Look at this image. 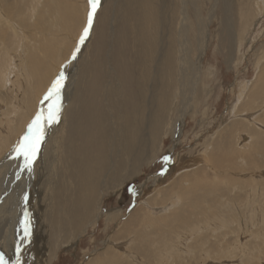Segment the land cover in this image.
<instances>
[{
  "label": "rangeland",
  "instance_id": "374dc122",
  "mask_svg": "<svg viewBox=\"0 0 264 264\" xmlns=\"http://www.w3.org/2000/svg\"><path fill=\"white\" fill-rule=\"evenodd\" d=\"M2 1L0 0L3 4ZM10 1L15 2V11L20 12L19 16L23 14L31 21H34L36 16L41 18V15L49 17L53 14L49 18L55 23L59 33H55L49 26L38 30L34 27L24 28L22 25L30 24L24 18L16 16L19 21L17 24L23 29L21 32L26 34L24 44L32 41V44H28L32 46L30 56L33 58L30 61L33 68L34 65L38 66L35 68L38 69L39 75L34 69L30 81L32 85L23 93L25 101L21 94L18 98H16L17 94H12L11 83L0 90V121L8 119L6 111H13L14 103L22 113L29 112L28 102L34 97L37 100L41 97L37 109L46 103L43 97L51 86L49 83L52 84L55 80L56 69L60 67V59L64 55L62 60L66 62L62 63L61 69L69 65L71 55L86 24L88 11L87 0H71L74 6L67 5L66 0L62 6V2H54V4L51 0L50 3L46 0L42 4L35 0ZM214 2L215 0H196L197 6L201 7L202 17H207ZM259 2L262 4L264 0ZM257 3L258 0H234L232 9L234 25L237 26V31L238 28L239 30L244 28L246 31L242 35L243 44L238 60L230 69L226 60L229 42L226 37H222L223 27L220 25L223 13L220 6L217 8L216 19L210 25V48L201 66V76L198 78L196 91L188 89L185 96L180 94L173 99L174 104L169 103L177 112L183 104H192L191 115L187 114L184 119L186 125L183 140L174 147V136L170 125V118L176 115L173 114L169 117L168 129L163 130L157 137L150 135L149 147L144 148L142 159L137 162V154L130 144L131 136L134 133L141 135L140 123L146 119L140 112L143 103L147 106L148 98L141 100L140 82L130 79L135 76V61L138 60L137 55L134 54L139 46L134 36L133 17L136 14L133 13L134 3L133 0H101L91 28V36L82 44L77 63L66 81L62 101L67 103L63 106L59 122L56 123L57 128L48 131L44 136L43 156L34 166L31 177L32 187L24 192L26 186L22 181L18 182L20 174L27 170L23 167L22 158H17L15 152H12L14 154L7 152L5 157L0 158V173L3 175L2 179L0 177L2 187L0 188V210L2 209L0 253L5 255L8 264L14 261L12 251L16 249L17 240L24 237L20 232V222L25 212L29 214L31 223L30 236L23 238V245L20 247L21 264H264V126L256 120V117L262 116L264 111L259 112L257 116L254 112L264 103V90L260 94L256 93L260 90V86L264 85V82L260 84L257 80L261 71L264 72V12L259 15ZM66 13L70 16V23L64 18L66 23L63 24L59 19H62ZM246 15L250 16V20L245 28L241 26L245 24L242 23L244 21L241 18ZM193 23L196 24L194 18ZM238 32L240 35V31ZM35 34L38 35L37 39ZM42 34L45 35L46 41L41 37ZM78 34L79 37L74 43ZM34 40H37L36 44L33 43ZM21 50L23 51L19 49V52ZM12 55L16 57L15 63L20 64L17 54L12 52ZM36 61L39 63L37 64ZM71 61L73 63V60ZM244 85L249 88L245 92L251 93H244L246 96L243 95L245 98L240 101ZM146 90L149 94L148 83ZM86 105L92 107L93 115L90 114L92 110H88ZM232 108L238 111L230 114L229 110ZM155 118L150 116L151 121L146 120L150 129L155 125L153 122ZM103 122L102 129L110 126L114 129L118 128L116 134L119 137V145L113 143L117 151L109 152L108 149L105 151L106 155L116 161L117 168L114 171H110L106 163H100L99 150L105 143L111 145L109 138L114 134H108L107 130V135H102L100 124ZM252 123L254 126L250 125ZM245 129L256 130V133L259 131L258 134H261L260 146H262L257 149L254 144L257 142H253L249 145L251 147L247 148L248 151L251 148L250 154L253 155L254 164L251 159L247 163L239 159L242 152L240 147L246 143L241 139L239 142L238 133L246 135ZM170 150H172L171 155L174 151V155L170 165L172 168L170 167L169 170L180 169L182 165L187 168L198 164L200 178L202 179L206 173L208 181L216 183L214 192L205 199L199 196L203 193V190L199 189L201 186L196 188L191 185L186 188L187 190L184 189L183 193L192 201L194 197H198L195 201L196 206L193 203L192 206L195 207L192 209L190 203L187 205L179 203L177 208L172 210L173 206L170 205L172 201H168L173 192L181 189L183 181H187L172 182L181 178L179 176L181 171L177 170L178 173H174L173 170L174 177L171 181L165 182L168 176L161 178L164 188H161L160 193L155 192L158 189L155 186L152 188L154 183L151 177L165 170L164 165L169 160L165 161L164 157L170 156ZM72 151L74 154H71ZM78 153L87 154L86 158L91 161L90 165L96 172L92 180L93 184L100 185L101 182L107 181L110 189L99 198L101 200H98V193L95 200L92 198V203L94 201L95 205L99 203L94 213L95 225L89 227L75 243L79 235L67 226L68 214L72 212L73 198H70L69 193H66V196L61 192V188H65V185L59 181L58 174L62 169L67 170L72 157L75 161L79 160ZM195 172L197 170L186 176L191 177L190 175ZM52 176L55 177L53 181ZM82 182L81 179L77 181L79 187L77 193L84 188ZM71 183V180L66 179V184ZM143 184L144 195L143 199L139 200L135 194ZM119 185L121 190L118 188ZM242 185L247 187L242 188ZM194 194L196 196H193ZM24 200L27 204L22 211ZM2 206L6 207L3 209ZM92 207L91 204L90 208ZM6 208H9L8 211ZM93 210L94 207L91 213ZM114 210H120L121 214L111 217L109 214ZM155 222L159 228L156 227L158 225ZM165 223H171L173 227ZM14 238L16 243L10 246ZM107 241L110 242V247L106 246ZM169 255L174 257L170 259Z\"/></svg>",
  "mask_w": 264,
  "mask_h": 264
},
{
  "label": "bare ground",
  "instance_id": "6f19581e",
  "mask_svg": "<svg viewBox=\"0 0 264 264\" xmlns=\"http://www.w3.org/2000/svg\"><path fill=\"white\" fill-rule=\"evenodd\" d=\"M35 1H37V3H39V4L46 2V0H35ZM52 1H53V3L54 2L55 3L62 2L61 6L64 2V0H51V2ZM2 2H3V4L0 2V90L2 88L3 89L6 88L7 85L11 83L10 87H11L12 94H14V95L17 94L16 98H18L21 94L23 96V101H25V97H24L23 93H24V91H26L27 87L32 85L30 82L32 79L31 78L32 73H33L34 69H35V73L37 72L38 69H36V68L38 66L34 65L36 68L32 67V62L30 61L31 58H33L30 56L32 46L28 45V44H32L31 43L32 41H29V42L27 41V44H24V41H26V40H24V36L26 37V34H23V32H21V31H23V29H21V26H19L17 24V22L19 23V21L17 20L16 16L20 17L21 19L24 18V20H26L30 24L28 26L22 25V27L24 26V28L34 27L35 29L38 30V29H42V28L46 29L49 26V27H52V30L55 31V33H59V31H57V28L55 27V23H53V21L50 20V18H49L53 14H51L49 17H46V15H44V16L41 15V18H38L36 16L34 21H31V19L27 18L23 14H21L19 16L20 12L15 11V4H14L15 2L12 3L10 0H3ZM65 2L67 5L74 6L73 3L71 2V0H66ZM49 3H50V0H49ZM133 3H134V4H132L133 6L131 5L133 7V13H136V14H134V17H133V20L135 21V24H133L134 36H136V40H138L139 46L137 47V50H135L136 53L134 54V55H137V60H138L137 62L135 61V69H134L135 76L130 77V79H133L134 81L140 82V98H141V100L144 101L146 98H148L147 106H145V103L142 104V108H141V112H140L141 116H143V118L148 120V121H151L150 116L156 117L155 120L153 121L155 125L152 129H150V127L148 125V121L143 120L140 123L141 129H142L141 135L138 136L137 133H134L131 136L132 142H130V144H131L132 148L134 149L135 153L137 154L136 156H137V162H138L140 159H142L144 148L149 147V141L151 138L150 135L155 136V137L161 135L163 130L169 128L170 120H171L170 125L172 126V131H173V136H174V147L178 146L181 143V141L183 140V137H184L183 132H184V128L186 125V120H184V119H185V116L187 114H190L193 111L192 104H188V103L183 104V106H181L179 112H177L174 109L173 105L170 106L169 103L172 102L174 104L173 99L176 98L180 94L182 96H185L186 91L188 89H195V91H196L197 81H198V78L201 76L200 75L201 74L200 73L201 72V66L203 65V62L205 60V56L207 55L208 50L210 48V41H211L210 25L213 23V20L216 19L217 8L220 6L221 11L223 13V19H222L221 24H220L223 27L222 37H226L228 39V42H229L228 50L226 53L227 58L225 57L227 60V65H228L229 69L232 67L233 64H235L236 60H238V54H239L241 46L243 44L242 35L245 33L246 29L244 30V28H243V30H239V28H238V31H240V33H241L239 35V32L237 31V28H236L237 26L235 27V25H234V23H235L234 19L235 18H233V16H232V14H233L232 9H233V5H234V0H215L214 5L209 10L207 17H202L201 7L197 6L196 0H133ZM258 5H259V7H258L259 15H261V13L264 12V3L261 4L258 0L257 6ZM29 6H30V4H29ZM45 11L47 12L48 10H45ZM56 11L58 12V10H56ZM60 11H61V9H60ZM192 11L194 12V14ZM32 14H33V12H32ZM56 15H54V16H56ZM15 18H16V20H15ZM53 18H55V17H53ZM57 18H59L58 15H57ZM64 18L67 20L66 22L70 23V16L67 13L65 14V16L62 19H59L60 21H62L63 24L66 23L64 21ZM193 18L196 19L195 25L193 23ZM249 18H250V16H248V15L243 16L241 18L244 21L242 23H245L244 26H243V24L241 25L242 27H245V28L247 27L248 20H250ZM68 24H66V25H68ZM240 29H242V28H240ZM91 32H92V30H90L89 36L86 40H88L89 37L91 36ZM55 33H53V35H56ZM79 34L77 35V38L75 39L74 43H76V41L79 37ZM44 36L45 35L42 34L41 37L46 41V38ZM35 37L37 39L38 35L35 34ZM28 38H30V37H28ZM36 41L34 40L33 43L36 44ZM52 43L54 45V42H52ZM16 46L18 49L16 48ZM80 48H82V45H80ZM19 49H23V51L21 50L19 52ZM44 49H45V47H44ZM68 49H70V48H68ZM72 49H71V52H72ZM12 52L16 53L17 57L20 58V64L15 63L16 57L14 55H12ZM69 52H70V50H69ZM44 54H46V52H44ZM78 54L79 53H77L76 59L73 60V63H71L72 61L70 60V63H68L69 65H66V68L61 69L62 63L66 62V61L64 62V60H62V58L65 56L64 55L60 59L61 60L60 67H58V69H56L57 70L55 73L56 77L61 71H64L66 74V77H67L65 80V83H64V88L62 90V97L64 95L63 92L65 91V88H66V81H68V79H69V74L72 71V68H74L76 63H77V58L79 57ZM67 59H68V57H67ZM36 63H37V61H36ZM31 70H32V72H31ZM40 74H41V72H40ZM38 75H39V73H38ZM37 77H39V76H37ZM15 78H16V80H14ZM257 80H258V83H260V84L264 82V72L261 71L260 76L258 77ZM109 82H110V80L108 81V83ZM147 83H148L149 94H147V90H146ZM112 84L113 83L111 81V85ZM50 85H51V83H49V86ZM247 89H249L247 87V85H244L242 88L241 94H240V98H239L240 101L244 97L243 95L246 96V94H248L250 92V91L249 92L247 91L248 93H246L245 91ZM259 89L260 90L256 92L257 94H260L263 92L264 85L260 86ZM253 92H252V94H253ZM244 93H246V94H244ZM40 98H38V100H37L34 97L31 100V102H28V105L30 104V108H29L30 110H28L29 112H27V113H22V111L20 110L18 105H15V103L13 104V106H14L13 111L12 110H10L9 112L6 111L8 119L5 121H3V120L0 121V158L3 156L5 157V154H7V152H9L10 154L12 152H14L15 144L19 141V139L22 137V135L26 132L27 125L34 118L35 114L38 111H40L41 109H47L50 101H46L45 104L40 105L39 108L37 109V105H38ZM191 99L192 98H190V100ZM36 100H37V102H36ZM254 101H255V99H254ZM263 102H264V97H263ZM61 103H62V108H61V111H62L63 106L67 102L61 101ZM152 106L154 107V109H152ZM237 106H238V104H237ZM237 106H236V108H237ZM86 107L88 108V110H92V107H90V105H86ZM94 108H96V107H93V109ZM147 108H148V111H146ZM262 108H264V103L261 107L258 106V109L254 110V112L256 113V116L259 114V112L264 111V109H262ZM229 111H231L230 114L231 113L233 114V112L238 111V110H235L232 108V110H229ZM240 111L241 110L239 109V112ZM144 113H146V114H144ZM90 114L93 115V110ZM173 114H176V115L173 118H170V120H169V117H171ZM244 115H245V113H243V116ZM0 116H1V114H0ZM246 116H248V115H246ZM254 117L255 116H253V118ZM256 118L255 119L257 120V122L259 124L261 123L264 126V114L262 116H259ZM253 121L255 122V120H253ZM116 122H117V118H116ZM253 123L250 125L254 126ZM232 124H233V122H232ZM100 125H101L100 126V132L102 133V135H104V136L107 135V130L109 132L108 134L114 133L109 138L111 145L108 146L104 142L105 145L104 146L102 145L101 149L99 150L100 151L99 153H101V155L99 156L100 163H106L107 166L110 168V171H114L115 168H117L116 161L112 157H109L108 155H106L105 151L107 149L109 152L117 151V149L114 147V144L116 146L119 145V137H118V134H116V132L118 131V128L114 129L113 126H110V128H106V129L103 128L104 129L103 130L101 127H103L104 122ZM117 125H118V122H117ZM256 126H258V125H256ZM227 127H228V125H227ZM56 128H57L56 123L52 124L51 126H46L45 135L48 134V131H50V130L53 131ZM248 129L250 130V128H248ZM245 130H244V132L246 135H240V133H238V135L240 137L238 139L239 140L241 139L242 141L244 140L243 142L246 143V144L241 143L242 145H241L240 149H242V152L240 153L241 156L239 157V159H241V162L243 161V163L244 162L247 163V161L251 159L252 164H254L255 160L252 159L253 155L250 154L251 148L249 151L247 148L251 147L249 145L253 144V142H257L254 144H255L256 148L259 149L262 146V145L260 146L261 134H258L259 131H257V133H256L255 132L256 130L255 131H252V129H251V131L246 130L247 132ZM242 131H240V132H242ZM241 140L239 142H241ZM105 141H106V139H105ZM43 145H44V142H42L40 145L39 152L37 154V157L35 159L34 164L32 165L31 171H29L28 169L27 170L24 169L26 172L20 174L21 177L20 176L18 177V179H19L18 182L22 181L23 182L22 184L24 186H26L23 189L24 192L27 191V188L29 189L33 185V180L31 179V177H32V174L34 172L33 171L34 166L36 165L37 161L40 158H42V156H43L42 155V151L44 150ZM133 149H132V151H133ZM82 152L84 153V151H82ZM171 153H172V150H170V153H169L170 156H168L170 158L169 162H166V164L164 165L165 170H163V172H160L157 175L151 177V179L153 180V183H154L152 188L155 186V188H158V189H156L155 192L160 193L161 188L162 189L164 188V184H162L161 178L162 177L166 178V176H168L167 179L165 180V182L171 181V179H173L172 177H174V173L177 172V170L181 171L180 175H179V176H181V178L173 180L172 182H174V183H176L177 181L181 182V180H187V181H183L184 184L183 185L181 184V189L173 192L171 199L168 201H170V202L172 201V204H170L171 207L173 206L172 210L177 208L176 206L179 203L186 204V205L190 203L191 209H192V207H193L192 205H193V203L195 205V201L198 199V197L197 198L194 197V199H193L194 201H192L190 199V197H188L186 194L183 193L184 189L188 188L191 185L196 186V188H199L201 186L199 189H202L203 193H201V195H199V196H200V198L202 197L205 199L208 197L207 195L214 192L213 188L216 189V186H215L216 183L214 181H210V180L208 181V176L206 175V173H204V177H202V179L200 178L198 164L194 165V166H188L187 168H186V166L183 167V165H182V168H180V169L179 168L173 169L174 170V173H173V170H169V168L171 167L170 165H172L171 162H172V156L174 155V151H173L172 155H171ZM12 154H14V153H12ZM71 154H74V151H72ZM206 155H204V156H206ZM231 156H233V155H231ZM86 157H88L87 154L83 155L82 153H80L78 156L79 160L75 161V159H73V157L71 158V161L68 163L69 166H68L66 171L64 169H62V172L60 173V171L57 170V172L60 173V174H58V175H60V176H58L60 179L59 181H61L65 185V188H61V192L64 195H66V193H69L70 198H73L72 199L73 205L71 208L72 212H71V214H68V216H69L68 221L69 222H68L67 226L69 227V229L71 231H73L79 235L78 238L76 239L75 243H77V241L80 240L82 235H84V233L87 232L86 230L89 227H92L95 225L94 213L97 211L99 203L97 205H95V201L92 203V201H93L92 198H94V200H95V198H96L95 196L98 193L99 194L98 200H101L99 198L103 197L105 195V193L108 191V189H110L107 181L101 182L100 185L93 184L92 180L96 176V172L94 171L92 165H90L91 161L89 159H87ZM211 157L209 159H211ZM237 159L235 161H237ZM211 165H208V166L212 167ZM194 170H197V172L190 175L192 178L189 176H186V175H188V173H190ZM207 170H209V169H207ZM165 172H166V174H165ZM2 176L3 175H1V173H0L1 179H2ZM58 177H57V180H58ZM193 177H194V179H193ZM51 178H52V181L55 179L54 176H52ZM242 178H243V176H242ZM66 179L71 180L72 183L70 185L66 184ZM80 179L83 181L81 184L83 185L84 188L81 189L80 193H77V190L79 188L77 185V181ZM221 180L222 179H220V181ZM52 181H50L51 185H53ZM119 182H121V181L119 180ZM236 182H238V181H236ZM245 182L246 181H244V183ZM17 185H19V184H17ZM120 186L121 185H119V187H118L119 190H121ZM245 186H243L242 188H244ZM3 187H5V185ZM0 188H2L1 185H0ZM199 189L197 190L196 193H198ZM6 190H8V189L6 188ZM144 190H145V185L143 184L142 187H140L136 191L135 196L137 198H139V200L143 199L142 197L144 195ZM251 193H252V191H251ZM184 196H186V197H184ZM193 196H196V194H194ZM178 199H180V201H178ZM26 204H27V202L25 200L22 201V211L26 207ZM91 204L94 207V210L92 213H91V211H92L93 207L90 208ZM145 206H147V205H145ZM5 207L2 206L3 209ZM6 209L8 211L9 208H6ZM153 210H155V209H153ZM147 211H149V209ZM112 212H113L112 214H109L111 217L113 215L117 216V215L121 214L120 210H117V211L114 210ZM150 212H152V211H150ZM11 213H12V211H11ZM10 216H12V215H10ZM155 217H157V216H155ZM216 217H217V215H216ZM0 218H2V217H0ZM21 218H22V215H21ZM217 219H219V218H217ZM164 221H165V219H164ZM222 221H224V220H222ZM166 224H168V223H165V225ZM7 226H8V224H7ZM155 226H154V228H155ZM168 226H170L171 228L173 227L171 225V223L168 224ZM64 227H65V225H64ZM156 227L159 228V225ZM64 229H67V228H64ZM20 230H21L20 232L23 233L22 225H21ZM205 230H206V227H205ZM64 231H66V230H64ZM191 231H193V230H191ZM197 231L200 232V230H197ZM193 234H194V232H193ZM23 238L24 237H20V239L17 240V243L15 242V238H14V240H12L13 242L10 241V239H9L10 243L12 242L11 243L12 245H10V243H9V245L13 246V244L15 242L16 247L17 246L21 247V245H23V243H22V241L24 240ZM109 243L110 242H108V245H106V246H109ZM235 246H237V244ZM177 251L175 250V252H177ZM12 252H14V255H13L14 261L12 262V264H15L16 249ZM180 254H182V253H180ZM167 257H168V255H167ZM167 257H166V259H167ZM171 257H174V256L171 255L170 259H171ZM176 260L178 261L177 258H176ZM183 260H181V261H183ZM173 261H175V260H173ZM139 262H141V261H139ZM171 263H172V261H171ZM111 264H113V263H111Z\"/></svg>",
  "mask_w": 264,
  "mask_h": 264
},
{
  "label": "snow or ice",
  "instance_id": "6c2138e0",
  "mask_svg": "<svg viewBox=\"0 0 264 264\" xmlns=\"http://www.w3.org/2000/svg\"><path fill=\"white\" fill-rule=\"evenodd\" d=\"M88 11L86 17V24L80 35L77 47L74 49L71 60H75L77 53L80 50V45L88 38L90 30L93 26V21L96 16L97 10L101 5V0H87ZM66 74L61 71L51 86L47 90L43 101H50L47 109H41L38 111L34 118L27 125L26 132L22 135L19 141L14 146V152L17 158L23 159V167L31 171L32 165L35 162L37 154L40 149V145L44 140L46 126L58 123L60 120L61 108H62V90L66 80ZM42 101V103H43ZM169 157H164L165 161H168ZM25 200L27 197L25 196ZM24 238L30 236V219L27 212L24 213V218L21 220ZM20 247H16V260L15 264H21L20 262ZM0 264H8V260L3 253H0Z\"/></svg>",
  "mask_w": 264,
  "mask_h": 264
}]
</instances>
